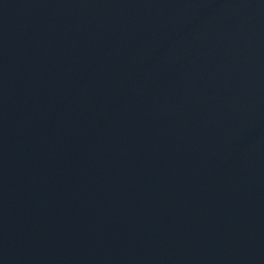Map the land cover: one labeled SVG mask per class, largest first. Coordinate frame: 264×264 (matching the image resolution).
<instances>
[{"label": "water", "instance_id": "95a60500", "mask_svg": "<svg viewBox=\"0 0 264 264\" xmlns=\"http://www.w3.org/2000/svg\"><path fill=\"white\" fill-rule=\"evenodd\" d=\"M0 264H264V0H0Z\"/></svg>", "mask_w": 264, "mask_h": 264}]
</instances>
